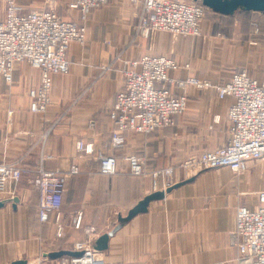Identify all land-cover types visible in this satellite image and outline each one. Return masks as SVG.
Returning <instances> with one entry per match:
<instances>
[{
  "label": "crops",
  "instance_id": "0c3cea01",
  "mask_svg": "<svg viewBox=\"0 0 264 264\" xmlns=\"http://www.w3.org/2000/svg\"><path fill=\"white\" fill-rule=\"evenodd\" d=\"M62 12L77 19L75 11ZM138 13L129 0H109L91 10L84 22L86 41L69 45V70L52 77L51 103L44 113L28 109V90L39 81L38 68L18 63L11 82H0V162H17L23 170L16 185L8 184L12 196L1 195L5 203L0 208V264L18 259L30 264L45 253L72 250L90 228L93 244L117 228L100 251L105 264H236L231 234L235 210L239 205L250 209L258 205L255 193L264 190V162L250 161L240 174L219 167L185 177L183 161L228 140L226 114L234 100L178 82L194 76L224 83L240 68L264 81V16L257 21V33L247 23L236 22L234 14H218L231 23L229 27L203 20L200 36L158 31L143 38L136 31ZM144 54L171 56L180 65L169 71V87L186 94V107L174 117L173 125L150 133L127 132L123 146L109 149L107 112L122 87L123 61ZM79 139L116 155L117 171L103 175L92 157L79 160V174L69 177L65 186L60 222L50 214L41 223L36 213L38 191L32 182L35 170L39 164L66 170ZM127 154L142 157L148 171L172 167L173 184L183 183L149 202L145 212L120 222L144 196L163 191L161 186L152 187L149 172L128 173L121 159ZM43 155L50 157L41 160ZM14 197L18 198L15 207ZM77 213L81 223L74 228Z\"/></svg>",
  "mask_w": 264,
  "mask_h": 264
},
{
  "label": "built area",
  "instance_id": "2783aa9c",
  "mask_svg": "<svg viewBox=\"0 0 264 264\" xmlns=\"http://www.w3.org/2000/svg\"><path fill=\"white\" fill-rule=\"evenodd\" d=\"M109 0H71L68 10L75 11L77 20L64 17L52 8L27 10L17 0H0V82L10 83L18 63L38 68V83L28 90L29 111L44 113L51 103L52 77L69 70L67 52L72 42L86 41L84 25L91 10ZM137 5V34L149 38L155 32H168L174 36H200L205 7L192 0H129ZM253 32H258L255 22ZM122 69L123 83L116 93L107 115L111 124L109 149L125 144L126 133H150L174 124V117L186 107V94L174 93L169 84V71L180 65L171 56L144 54L136 60H125ZM188 63L183 64L188 67ZM178 85L198 89H212L220 99L232 97L227 109L229 137L225 144L203 150L180 164L185 177L211 168L228 167L240 174L247 170L250 161L264 162V81L253 78L244 68L231 74L224 83L189 76ZM217 121V118H216ZM76 155L66 170L45 169L38 165L33 185L38 191L36 213L38 221H48L54 214L60 222L63 193L69 177L77 175L79 160L90 156L99 163L98 172L115 174L119 158L81 139L75 142ZM41 156V160L49 158ZM132 176L149 172L154 189L165 190L173 184L172 167L148 171L142 157L127 154L121 158ZM17 162H0V200L9 182L17 184L22 174ZM258 205L248 208L239 205L235 210L232 242L237 250L236 264H264V190L255 193ZM81 213L72 220L79 228ZM61 229L58 224L57 232ZM94 232L90 228L84 239L73 244L79 256L60 258V264H105L102 252L94 250ZM220 264V263H213Z\"/></svg>",
  "mask_w": 264,
  "mask_h": 264
},
{
  "label": "water",
  "instance_id": "95a60500",
  "mask_svg": "<svg viewBox=\"0 0 264 264\" xmlns=\"http://www.w3.org/2000/svg\"><path fill=\"white\" fill-rule=\"evenodd\" d=\"M192 1H199L205 8L208 10L218 13L220 15L231 16L235 12L240 11H253V12H262L264 11V0H192ZM183 182L175 183L169 187H167L163 191H155L152 192L140 201L137 202L135 206H133L128 212L125 217H120V222H125L131 219L134 215L138 213L145 212L147 210V206L149 202L162 199L164 195L170 192L173 188L178 187ZM13 206L18 201L17 197L12 198ZM5 201L0 200V208L4 205ZM117 229V228H115ZM115 229L102 234L95 240L94 250L96 251H103L107 248V240L109 236L115 231ZM81 252L73 251V250H57L43 254V256L47 259H58L63 256H79ZM8 264H28L25 259H18L11 261Z\"/></svg>",
  "mask_w": 264,
  "mask_h": 264
},
{
  "label": "rangeland",
  "instance_id": "374dc122",
  "mask_svg": "<svg viewBox=\"0 0 264 264\" xmlns=\"http://www.w3.org/2000/svg\"><path fill=\"white\" fill-rule=\"evenodd\" d=\"M19 3H21L27 10L30 9H46V8H52L55 11H57L60 15L66 16L62 10H68L67 4H63L61 0H17ZM70 17V14H68ZM236 22L238 23H247L250 25L251 29L253 28L252 22H255L258 24V20L260 19L261 16H264V11L258 13V12H253V11H245L242 13H234ZM68 17V16H67ZM71 18V17H70ZM77 18V17H76ZM218 18V19H216ZM77 20V19H76ZM203 20H209L213 24H219V27H222L226 29L229 27V24H231L228 20L220 17L218 14L211 12L207 8L205 9L204 13V18ZM258 26V25H257ZM253 31V29H252ZM60 258L58 259H47L43 255L39 256L37 260L34 262H31L30 264H60Z\"/></svg>",
  "mask_w": 264,
  "mask_h": 264
},
{
  "label": "trees",
  "instance_id": "16d2710c",
  "mask_svg": "<svg viewBox=\"0 0 264 264\" xmlns=\"http://www.w3.org/2000/svg\"><path fill=\"white\" fill-rule=\"evenodd\" d=\"M212 12V11H211ZM241 12H245V11H241ZM247 12V11H246ZM214 13V12H213ZM216 14H218V13H216Z\"/></svg>",
  "mask_w": 264,
  "mask_h": 264
}]
</instances>
